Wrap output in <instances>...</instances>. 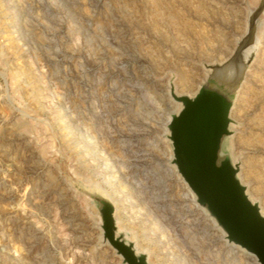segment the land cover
I'll use <instances>...</instances> for the list:
<instances>
[{"label": "rangeland", "instance_id": "rangeland-1", "mask_svg": "<svg viewBox=\"0 0 264 264\" xmlns=\"http://www.w3.org/2000/svg\"><path fill=\"white\" fill-rule=\"evenodd\" d=\"M249 35L228 146L264 214V0H0V264H122L96 193L150 264H258L166 138L170 91L193 96Z\"/></svg>", "mask_w": 264, "mask_h": 264}, {"label": "water", "instance_id": "water-1", "mask_svg": "<svg viewBox=\"0 0 264 264\" xmlns=\"http://www.w3.org/2000/svg\"><path fill=\"white\" fill-rule=\"evenodd\" d=\"M256 38L249 35L234 54L220 65L209 66L206 80L193 96L170 97L179 105L169 116L167 140L171 165L201 208L224 234L228 244L253 255L264 264V214L241 183L239 165L229 153L230 111L254 56ZM250 49V50H249ZM100 218L102 238L122 264H150L115 219V206L101 194H90Z\"/></svg>", "mask_w": 264, "mask_h": 264}, {"label": "bare ground", "instance_id": "bare-ground-1", "mask_svg": "<svg viewBox=\"0 0 264 264\" xmlns=\"http://www.w3.org/2000/svg\"><path fill=\"white\" fill-rule=\"evenodd\" d=\"M250 50V49H249ZM178 95V94H177ZM178 105H180V104H178ZM112 196V195H111ZM236 247V246H235ZM252 258V257H251ZM255 258V257H254ZM256 259V258H255Z\"/></svg>", "mask_w": 264, "mask_h": 264}]
</instances>
